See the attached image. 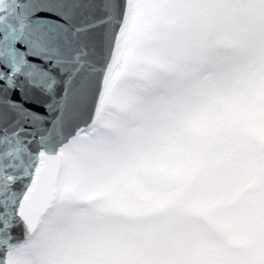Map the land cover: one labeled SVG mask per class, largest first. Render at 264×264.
I'll return each instance as SVG.
<instances>
[{"label":"snow or ice","instance_id":"1","mask_svg":"<svg viewBox=\"0 0 264 264\" xmlns=\"http://www.w3.org/2000/svg\"><path fill=\"white\" fill-rule=\"evenodd\" d=\"M0 264H264V0H0Z\"/></svg>","mask_w":264,"mask_h":264}]
</instances>
